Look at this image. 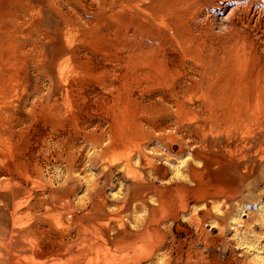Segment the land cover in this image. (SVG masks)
<instances>
[{"label":"rangeland","instance_id":"obj_1","mask_svg":"<svg viewBox=\"0 0 264 264\" xmlns=\"http://www.w3.org/2000/svg\"><path fill=\"white\" fill-rule=\"evenodd\" d=\"M87 1L0 0V264H264V0Z\"/></svg>","mask_w":264,"mask_h":264},{"label":"bare ground","instance_id":"obj_2","mask_svg":"<svg viewBox=\"0 0 264 264\" xmlns=\"http://www.w3.org/2000/svg\"><path fill=\"white\" fill-rule=\"evenodd\" d=\"M146 1V0H144ZM164 0H156L152 3H150L148 11L152 12H160L165 13L167 11V7L165 5H161ZM167 1V0H166ZM149 2V1H148ZM165 3V2H164ZM168 3V2H167ZM174 3V2H173ZM147 4V3H146ZM144 4V5H146ZM86 5L89 8L95 7L94 3L89 0L86 2ZM167 5V4H166ZM146 8V7H145ZM143 9V8H142ZM95 10V9H94ZM140 10V9H139ZM144 11L147 9H143ZM142 10V11H143ZM147 12V11H146ZM148 13V12H147ZM150 14V13H148ZM151 15V14H150ZM161 16V15H160ZM162 22V19L161 21ZM163 23V22H162ZM166 23V22H165ZM161 24V25H167V24ZM263 30V29H262ZM257 31V30H256ZM259 37V36H258ZM264 37V36H263ZM162 38V37H161ZM254 38V37H253ZM235 39V38H234ZM128 42V41H127ZM259 45V44H258ZM254 47V46H253ZM240 60V59H239ZM124 61V60H123ZM243 61H247L246 59L238 61L240 64L243 63ZM257 61V60H256ZM167 62V61H166ZM258 62V61H257ZM128 63V62H127ZM142 62H140L141 64ZM248 63V62H247ZM246 64V63H245ZM264 64V63H263ZM258 67L255 69V72L251 75L250 83H247L248 86H246L245 78L240 79L238 86L236 88V93L243 92L245 93V85L247 87L246 95L249 94V99L251 100L248 103V110L250 111L251 118H253L255 121L258 119L264 117V72L262 73V65L256 64ZM137 67V66H136ZM224 68V65H223ZM241 68V67H240ZM244 80V81H243ZM243 84V85H242ZM242 94V93H241Z\"/></svg>","mask_w":264,"mask_h":264}]
</instances>
